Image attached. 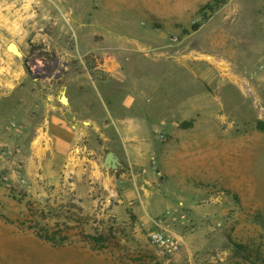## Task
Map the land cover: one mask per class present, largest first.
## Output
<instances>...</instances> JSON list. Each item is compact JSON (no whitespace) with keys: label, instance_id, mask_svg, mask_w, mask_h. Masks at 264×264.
Instances as JSON below:
<instances>
[{"label":"rangeland","instance_id":"374dc122","mask_svg":"<svg viewBox=\"0 0 264 264\" xmlns=\"http://www.w3.org/2000/svg\"><path fill=\"white\" fill-rule=\"evenodd\" d=\"M217 1L216 12L200 13L213 3L209 0L187 26L156 31L148 24L145 29L155 33L152 42L158 47L169 45L174 53L189 55L187 62L203 63L213 73L210 81L198 79L199 88L211 96L203 121L175 124L191 129L174 145L185 153L182 145L191 143L190 166H171L173 176L163 166H151L156 181L148 187L149 208L154 219L147 223L127 200L107 203L104 194L97 202L77 201L74 196L90 194L89 189L67 166H26L14 138L27 125L11 115L13 103L3 96L13 83H55L59 77L53 74L63 69V61L74 68L78 61L54 56L61 52L58 45L50 51L43 43L6 39L0 60L5 67L0 72L5 118L0 140V264H264V132L257 129L264 122V0ZM127 15L134 35L140 34L143 18ZM174 37L179 42H172ZM10 43L21 46L22 57L6 51ZM68 49L73 46L68 44ZM31 57L43 62L44 74L30 72ZM94 62L90 59L89 64ZM175 74L184 81L177 69ZM16 151L21 166L13 163ZM128 173L131 182L128 178L121 185L127 190L134 172L130 168ZM135 173L145 175L146 170ZM169 209L177 212L165 215ZM157 221L170 225L182 239L177 252L165 254L151 241Z\"/></svg>","mask_w":264,"mask_h":264},{"label":"crops","instance_id":"0c3cea01","mask_svg":"<svg viewBox=\"0 0 264 264\" xmlns=\"http://www.w3.org/2000/svg\"><path fill=\"white\" fill-rule=\"evenodd\" d=\"M208 1L0 0V60L5 56L3 43L13 38L43 43L50 51L58 45L61 52L54 56L78 61V68L63 61L55 83H13L3 96L13 103L11 115L27 125L14 138L26 156V166L62 170L67 166L89 189L90 194L77 193V201L97 202L106 194L104 202L127 200L145 223L153 220L148 187H154L156 178L151 166H163L172 176L171 166H190L191 143L182 145L185 153L174 145L191 129L175 124L203 121L200 117L207 114L205 103L211 96L199 88L198 79L210 81L213 73L203 63L187 62L189 55L176 54L169 45L158 47L152 42L155 33L145 29L148 24L156 31L187 26ZM128 12L143 18L140 34L134 35ZM90 59L95 62L89 64ZM176 69L184 81L176 78ZM3 111L0 140H4ZM35 138L42 141L34 143ZM109 152L117 154L120 169L127 168V173L104 170ZM130 168L133 186L127 190L121 185L128 178L131 182ZM142 169L145 175L135 173ZM173 212L177 210L169 209L165 215Z\"/></svg>","mask_w":264,"mask_h":264},{"label":"built area","instance_id":"2783aa9c","mask_svg":"<svg viewBox=\"0 0 264 264\" xmlns=\"http://www.w3.org/2000/svg\"><path fill=\"white\" fill-rule=\"evenodd\" d=\"M171 40L172 42H179L177 37H174ZM28 68L34 76H37L44 74L46 67L41 60H36L35 57H31L28 62ZM62 70V67L57 68L56 72H54L53 74V77H59L62 74ZM13 155L14 165L21 166V161L18 159L20 151L14 152ZM155 224L157 228L150 232V239L153 244L162 249L165 254H173L177 252L183 246L182 239L170 229V225L165 226V223L163 221H157L155 222ZM172 225L175 224L172 222Z\"/></svg>","mask_w":264,"mask_h":264},{"label":"water","instance_id":"95a60500","mask_svg":"<svg viewBox=\"0 0 264 264\" xmlns=\"http://www.w3.org/2000/svg\"><path fill=\"white\" fill-rule=\"evenodd\" d=\"M8 50L13 54L22 57V52L15 43H11L8 46ZM103 167L111 171H117L122 167V163L116 153L109 152L105 158Z\"/></svg>","mask_w":264,"mask_h":264},{"label":"trees","instance_id":"16d2710c","mask_svg":"<svg viewBox=\"0 0 264 264\" xmlns=\"http://www.w3.org/2000/svg\"><path fill=\"white\" fill-rule=\"evenodd\" d=\"M218 1L217 0H213V3L210 4V5H206V6H203L201 9H200V13H207V12H216L217 11V3ZM224 3H221V5H223ZM257 129L259 131H262L264 132V122H259L258 125H257Z\"/></svg>","mask_w":264,"mask_h":264}]
</instances>
